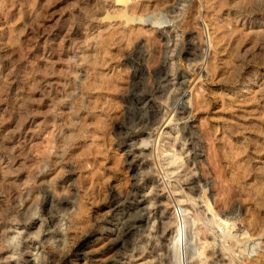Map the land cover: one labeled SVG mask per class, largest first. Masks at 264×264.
<instances>
[{"label": "rangeland", "instance_id": "obj_1", "mask_svg": "<svg viewBox=\"0 0 264 264\" xmlns=\"http://www.w3.org/2000/svg\"><path fill=\"white\" fill-rule=\"evenodd\" d=\"M107 1L0 0V264H249L264 0Z\"/></svg>", "mask_w": 264, "mask_h": 264}, {"label": "bare ground", "instance_id": "obj_2", "mask_svg": "<svg viewBox=\"0 0 264 264\" xmlns=\"http://www.w3.org/2000/svg\"><path fill=\"white\" fill-rule=\"evenodd\" d=\"M111 1V0H109ZM107 1V2H109ZM125 1V0H123ZM122 1V2H123ZM141 0H126L125 2H123V6H124V10L127 12V14H129L130 16H137L138 18H143L145 15L147 16L148 13L150 12V8L147 6V5H143L142 3H140ZM160 1V0H159ZM158 1V2H159ZM208 2V1H207ZM110 3V2H109ZM156 3V2H155ZM160 4V3H159ZM114 7V6H113ZM92 8V7H91ZM104 9H107V6L104 8ZM112 9V7H111ZM251 9V8H250ZM104 11V10H102ZM110 11V9L108 10ZM118 10L114 9L112 12H111V15L112 13H117ZM154 12L157 11V8H155V10H153ZM152 11V13H153ZM107 13V12H106ZM101 14V13H100ZM123 14V13H122ZM251 14V13H250ZM110 16V15H109ZM108 16V17H109ZM102 17V16H101ZM114 17V16H113ZM111 18V17H110ZM116 18V17H115ZM118 18V17H117ZM134 19V18H133ZM155 19H156V24H159L161 23V19L158 17V16H155ZM93 20V18H92ZM129 20V19H128ZM133 21V20H132ZM117 24H119V22H117ZM122 25V24H121ZM109 26V24H108ZM244 26V25H243ZM215 32V31H214ZM118 33V32H117ZM153 32L149 33V36L150 34H152ZM108 37V36H107ZM111 38V36H109ZM258 38V37H257ZM113 39V38H112ZM109 40V39H108ZM110 42V40H109ZM101 45H102V42H101ZM105 45V44H104ZM225 48V47H224ZM102 49V48H101ZM107 50V48L105 49ZM216 50V49H215ZM106 53V51H105ZM77 54V53H76ZM218 54V53H217ZM83 55V54H82ZM215 56V55H214ZM77 58V57H76ZM105 59V58H104ZM264 60V59H263ZM88 62V61H87ZM77 63V61L75 62ZM74 64V63H72ZM76 65V64H75ZM83 65V64H82ZM89 66H91L89 64ZM74 67V66H73ZM94 67V66H93ZM75 68V67H74ZM77 68V67H76ZM87 68V66H86ZM89 68V67H88ZM96 68V67H95ZM214 68V67H213ZM91 69V68H89ZM107 69V68H106ZM115 69V68H114ZM112 70V69H111ZM215 70V69H214ZM90 71V70H89ZM98 72V71H97ZM117 72V71H116ZM114 73V71H113ZM235 73V72H234ZM93 74V72H92ZM100 76H99V80L100 82L97 83V84H94L92 85L91 89L93 90H96V89H101V86H104L105 84V81L107 78L106 76L103 74V72H100L98 73ZM84 76V79L87 80L89 79L91 76H90V73L89 72H85V74L83 75ZM93 76V75H92ZM81 77V76H80ZM219 78V77H218ZM104 81V83H103ZM194 81V79H193ZM192 81V83H193ZM108 82V81H107ZM87 83V82H86ZM99 89V90H100ZM70 94V93H69ZM184 98L188 99V96H184ZM94 105V104H93ZM171 120L168 122L170 123ZM257 130V129H256ZM250 164V163H249ZM248 165V164H247ZM264 167V166H263ZM247 168V166H246ZM263 170V168H262ZM237 171V170H236ZM247 172V169L245 170L244 169V172ZM239 172V171H238ZM264 172V170H263ZM235 173V172H234ZM241 173V172H239ZM258 173V172H257ZM236 174V173H235ZM234 174V175H235ZM248 175V174H247ZM244 176V175H243ZM262 176V174H261ZM260 176V177H261ZM233 177H236V176H233ZM238 178V177H237ZM236 179V178H235ZM260 182V181H259ZM264 183V182H263ZM233 185V184H232ZM262 185V184H261ZM252 186V185H251ZM250 186V187H251ZM260 186V185H259ZM249 187V188H250ZM254 187V186H253ZM258 185L255 187L257 189ZM259 188V187H258ZM252 189V188H251ZM256 193L254 195H252V201L253 202H250L252 204V207H250L249 209V212H248V216L246 217V219H244L243 221H241V223H246L247 226L249 227L248 230H245L242 232L241 235H246L248 234L249 236L254 235L257 236V237H260L262 239V241H264V191H259L256 190ZM247 191V190H246ZM249 192V191H248ZM253 192V191H252ZM247 193V192H246ZM250 194V193H249ZM252 194V193H251ZM248 195V194H246ZM254 198V199H253ZM248 199V198H247ZM251 201V200H250ZM248 202V201H247ZM200 203L202 204V208H204V210L207 212L208 214V217H210V220L213 222V224L221 231V232H224L225 230V234L227 236L228 239H233L235 238V235L236 234H233V231H234V228L236 227V224L233 222L231 223L230 221H228V219L226 220V218L224 219V216L223 215H219V213H217L214 208H213V205L210 203V201L208 200L206 194L203 192L202 196L200 197ZM251 210V211H250ZM82 211L84 212V208L82 209ZM126 222V221H125ZM159 225L161 226V233L162 235L165 234L166 232V227L165 224L162 222V220L160 221ZM159 226V227H160ZM178 226V229H177V235H175V238H173V241H177L176 243H178V241H180L182 243L183 241V234H184V229L182 228V224L179 222V225ZM160 229V228H159ZM118 233V227L115 226L112 230H111V233L112 234H115V233ZM235 232V231H234ZM160 233V231H159ZM176 233V232H175ZM174 233V234H175ZM185 235V234H184ZM223 235V234H222ZM241 237V236H240ZM226 238V237H225ZM248 238V237H247ZM252 238V237H251ZM245 239V238H244ZM237 241V239H235ZM175 243V244H176ZM174 244V243H173ZM235 244V243H234ZM189 256L192 255V253L196 254L197 253V250H196V245L193 244V243H190L189 245ZM163 249H164V246H163ZM249 264H264V255H258V257L255 259V260H252Z\"/></svg>", "mask_w": 264, "mask_h": 264}]
</instances>
